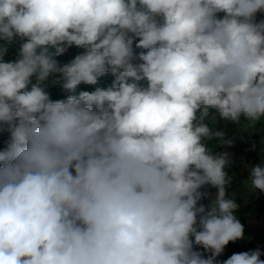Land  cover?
<instances>
[{
	"label": "clouds",
	"instance_id": "obj_1",
	"mask_svg": "<svg viewBox=\"0 0 264 264\" xmlns=\"http://www.w3.org/2000/svg\"><path fill=\"white\" fill-rule=\"evenodd\" d=\"M245 126L264 194V0H0V264H264Z\"/></svg>",
	"mask_w": 264,
	"mask_h": 264
},
{
	"label": "crops",
	"instance_id": "obj_2",
	"mask_svg": "<svg viewBox=\"0 0 264 264\" xmlns=\"http://www.w3.org/2000/svg\"><path fill=\"white\" fill-rule=\"evenodd\" d=\"M260 14H258L259 17ZM234 126L229 125L226 129L228 132H234ZM259 128V125H257ZM248 128L241 127L234 138L232 145H220L216 151H228L231 154L232 171L235 172L236 182L233 184L231 191L234 192L237 200L241 202L242 207L238 210L240 220L245 225L246 236L250 239H244L231 242L225 247L224 252L218 257L220 260L227 259L234 252L254 249L258 245L264 251V194L257 192L248 194L245 178L247 170L246 162L258 163L260 155L258 148H252L253 141H259L261 132H247ZM208 203L207 200L203 201ZM203 251V249H200ZM264 259V255L261 256Z\"/></svg>",
	"mask_w": 264,
	"mask_h": 264
},
{
	"label": "trees",
	"instance_id": "obj_3",
	"mask_svg": "<svg viewBox=\"0 0 264 264\" xmlns=\"http://www.w3.org/2000/svg\"><path fill=\"white\" fill-rule=\"evenodd\" d=\"M18 47H19L18 42L13 43L9 47L8 52L5 55L4 59L5 60L14 59L17 54ZM80 51H82V49H78L75 46H73L69 48V50L65 54L61 55L58 59L62 62H66L68 59L72 58L75 54H77ZM111 80H112V77L110 75L102 78L99 82L100 86H107L108 84L111 83ZM93 87L94 86L84 85V84H81L79 86L80 89H87V90H92ZM48 90L53 99L63 98V96L65 95V93L60 89V87L56 85L50 86ZM6 138H7L6 133H0V149H3V147L5 146Z\"/></svg>",
	"mask_w": 264,
	"mask_h": 264
},
{
	"label": "built area",
	"instance_id": "obj_4",
	"mask_svg": "<svg viewBox=\"0 0 264 264\" xmlns=\"http://www.w3.org/2000/svg\"><path fill=\"white\" fill-rule=\"evenodd\" d=\"M231 242H229V244H230ZM227 246V245H226Z\"/></svg>",
	"mask_w": 264,
	"mask_h": 264
}]
</instances>
